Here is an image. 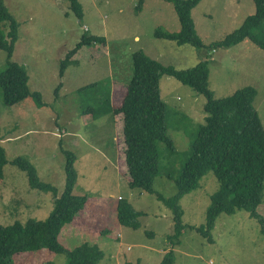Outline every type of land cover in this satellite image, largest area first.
<instances>
[{"label": "rangeland", "instance_id": "374dc122", "mask_svg": "<svg viewBox=\"0 0 264 264\" xmlns=\"http://www.w3.org/2000/svg\"><path fill=\"white\" fill-rule=\"evenodd\" d=\"M2 1L18 25L10 61L25 68L27 87L40 94L44 106L37 107L32 98L5 106L0 90V147L7 161L0 182V225L42 221L54 207L51 193L30 189L26 174L12 166V160L31 163L39 180L53 186L59 196L65 185L62 151H69L75 156L77 174L73 194L86 195L87 205L60 231L58 241L66 250L84 243L96 245L103 254L99 264H161L169 251L173 264H264L260 225L243 210L218 216L210 234L212 243L191 229L204 224L210 197L219 188L211 171L196 190L180 199L184 227L177 238H169L173 234L171 212L156 195L127 185L122 116L87 119L88 110L98 107L108 93L111 105L120 104L132 75L131 55L141 50L175 70L206 60L208 88L215 99L243 87L254 88L253 107L264 130V50L248 39L228 48L215 46L254 13L253 1L201 0L191 11L194 30L204 45L200 49L154 37L156 29L173 33L180 28L173 6L162 0H144L140 7L139 0H77L81 18L72 13L66 0ZM83 36L102 37L105 44L79 49L73 57L75 65L68 66L60 78V62ZM6 63L7 55L0 51V72ZM159 95L167 106V135L176 150V155L166 158L164 145L159 144L161 167L178 173L197 126L203 124L206 99L167 75L159 80ZM152 185L163 198L177 193L174 183L162 175ZM119 199L141 213L138 230L117 225ZM256 211L264 218V182ZM171 241L178 244L172 247ZM66 263L65 255L43 249L15 255L10 264Z\"/></svg>", "mask_w": 264, "mask_h": 264}, {"label": "trees", "instance_id": "16d2710c", "mask_svg": "<svg viewBox=\"0 0 264 264\" xmlns=\"http://www.w3.org/2000/svg\"><path fill=\"white\" fill-rule=\"evenodd\" d=\"M66 1L72 13L81 18L82 10L78 1ZM162 1L173 6L180 28L173 33L156 29L154 37L178 46L202 48L204 45L194 30L191 18V11L201 0ZM252 1L254 13L247 16L239 28L226 35L215 46L228 48L248 39L257 48L264 50V0ZM143 2L144 0H139L138 7ZM17 28V23L0 0V51L7 55L6 66L0 72L2 103L13 106L32 98L37 107H42L44 105L40 94L30 92L27 87L28 75L25 68L10 61L18 39ZM92 44L104 45L105 40L95 36L81 37L75 48L67 52L60 62V78L68 66L75 65L73 57L77 51ZM131 65L132 75L120 104L111 105L108 93L98 107L88 110L87 115L89 121L111 114L122 116V149L128 187L156 195V199L172 214L173 234L169 238H177L184 227L178 204L180 199L196 190L201 178L211 171L219 183V188L210 197L204 224L191 229L212 243L210 234L218 216H230L243 210L259 223L261 235L264 237V218L256 211L261 204L264 182V130L253 107L255 89L243 87L228 97L213 98L208 88L209 70L206 60L189 69L175 70L159 64L138 50L131 55ZM163 75L174 78L206 99L203 124L197 126L187 157L178 173L171 169L165 170L166 168L162 170L160 162L163 152L167 153L166 158L176 155L173 141L167 135V106L159 95V80ZM87 88L88 86L81 90ZM159 144L164 145L163 152ZM62 153L66 159L65 185L59 196L53 186L39 180L31 163L21 158L12 160L11 165L26 174L30 189L51 193L54 207L42 221L29 219L24 224L15 222L9 226L0 225V264H10L15 255L43 249L53 255H65L66 264H99L103 259V254L96 245L84 243L75 249L66 250L58 241L61 229L72 224L87 205L86 195L73 194L77 181L75 156L69 151ZM6 164L3 149L0 147V182L3 181V167ZM159 175L174 183L177 189L174 196L163 198L153 190V181ZM140 215L124 199H119L115 204V221L118 226L138 230ZM171 242L172 247L178 244ZM173 261V253L169 251L164 255L161 264H173Z\"/></svg>", "mask_w": 264, "mask_h": 264}, {"label": "crops", "instance_id": "0c3cea01", "mask_svg": "<svg viewBox=\"0 0 264 264\" xmlns=\"http://www.w3.org/2000/svg\"><path fill=\"white\" fill-rule=\"evenodd\" d=\"M71 136L72 137H76V135H74V134H71ZM71 142V144L73 145L72 147H78L77 146V144H75L74 142H72V141H70ZM115 147H116V145H115ZM110 153V154H109ZM111 154H112V149L111 150H108V153H106V157L108 158V156H111ZM114 155V154H113ZM115 156H117V155H115ZM106 205H107V202H106ZM121 227V226H120ZM128 250V249H127Z\"/></svg>", "mask_w": 264, "mask_h": 264}, {"label": "built area", "instance_id": "2783aa9c", "mask_svg": "<svg viewBox=\"0 0 264 264\" xmlns=\"http://www.w3.org/2000/svg\"><path fill=\"white\" fill-rule=\"evenodd\" d=\"M209 264H212L211 262Z\"/></svg>", "mask_w": 264, "mask_h": 264}]
</instances>
